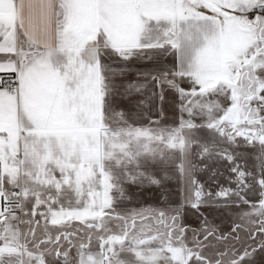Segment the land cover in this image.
Segmentation results:
<instances>
[{
	"label": "snow or ice",
	"instance_id": "6c2138e0",
	"mask_svg": "<svg viewBox=\"0 0 264 264\" xmlns=\"http://www.w3.org/2000/svg\"><path fill=\"white\" fill-rule=\"evenodd\" d=\"M0 264H264V0H0Z\"/></svg>",
	"mask_w": 264,
	"mask_h": 264
}]
</instances>
